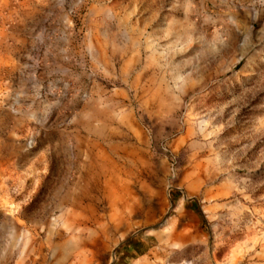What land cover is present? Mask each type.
Returning a JSON list of instances; mask_svg holds the SVG:
<instances>
[{
    "label": "rangeland",
    "instance_id": "1",
    "mask_svg": "<svg viewBox=\"0 0 264 264\" xmlns=\"http://www.w3.org/2000/svg\"><path fill=\"white\" fill-rule=\"evenodd\" d=\"M0 264H264V0H0Z\"/></svg>",
    "mask_w": 264,
    "mask_h": 264
}]
</instances>
